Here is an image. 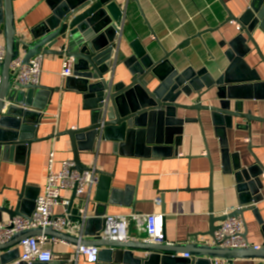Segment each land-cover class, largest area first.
Wrapping results in <instances>:
<instances>
[{
    "label": "water",
    "instance_id": "95a60500",
    "mask_svg": "<svg viewBox=\"0 0 264 264\" xmlns=\"http://www.w3.org/2000/svg\"><path fill=\"white\" fill-rule=\"evenodd\" d=\"M137 1V0H135ZM13 0H0V35L4 36L6 54L1 64L0 84V158L4 159L17 149H26V170L32 145L38 142L67 136L73 152L75 169L79 172L93 171L98 176L95 200L103 206L113 203L111 195L117 190L112 187L114 173H106L83 164L80 154L83 151L92 153L97 140L103 139L113 143L115 155L136 154L142 158H160L177 154V147L183 140L184 125L195 121L202 129L201 112H211V118L217 127V137L223 149V158L227 159L228 144L226 127L231 128L230 119L244 117L257 119L252 115L240 113L238 108L230 109L231 100L240 105L242 99L250 96L249 89L263 83L261 74L245 60L247 54L256 51L264 64V54L255 38L257 33L264 35V0H254L245 12L236 16L219 0L227 13L221 27L234 23L241 31L230 43L225 56L229 60L228 67L214 77L205 69L196 71L188 67L179 71L171 63L170 57L175 51H181L193 38H201L203 32L197 33L168 52L164 48L163 57L155 59L145 49L141 40L130 44L128 55L119 50V31L123 26V8L119 0H45L51 9V15L33 27L29 34L19 35L13 12ZM144 17V15H143ZM145 22L146 19L144 18ZM150 33L158 40L153 30ZM208 29L209 32L217 31ZM238 51L237 48L241 47ZM72 58L73 73L65 78L62 87L42 85H20L14 81L11 64L22 56L25 63L36 55ZM123 64L127 69L129 82H114L115 70ZM213 88L217 90L219 106L202 104V98ZM70 91L82 96L83 109L90 112V124L87 127L69 128L65 131H53L47 137H39V129L44 119L46 105L54 93ZM184 94L187 97L196 94L197 102L192 105L177 103V98ZM189 109L198 112L196 119L178 118L177 110ZM225 119L223 124L220 120ZM223 121V120H222ZM206 146V157L211 160L204 129L202 130ZM259 171L253 168H237V189L245 196L241 198L237 209L223 216H216L212 207L209 215V229L201 237H214L220 228L219 222L229 218H244V213L254 212L257 216L256 204L263 200L260 189L263 187L260 176L264 167L255 157ZM256 167V165L254 166ZM26 179L19 193L17 205L8 209L0 205V223L3 214L11 219L16 216H29L32 210L23 209L26 202ZM211 190V189H210ZM37 197H35L36 199ZM75 191L69 199L67 213L73 222H82L86 231L85 237H77L62 231L47 228H33L14 234L7 242L0 243V252L14 250L19 253L18 245L30 237L46 236L74 246H95L100 248L96 264H213L212 260H228L233 264L237 259L264 260V246L255 248H222L204 243H168L165 233V217L163 221L164 240L161 244L149 243L145 240L112 241L102 239L100 233L104 226L103 214L95 217L83 212L87 218L83 221V213L74 217L78 210L75 206ZM34 207V208H33ZM85 209V204H84ZM92 230V231H90ZM246 231L244 233L246 237ZM197 236V240H198ZM179 253L188 254L183 262H177ZM2 264V263H1ZM26 264V263H24ZM35 264V263H33ZM42 264V263H40Z\"/></svg>",
    "mask_w": 264,
    "mask_h": 264
},
{
    "label": "crops",
    "instance_id": "0c3cea01",
    "mask_svg": "<svg viewBox=\"0 0 264 264\" xmlns=\"http://www.w3.org/2000/svg\"><path fill=\"white\" fill-rule=\"evenodd\" d=\"M13 12L19 35L29 34L31 29L51 15V9L45 0H13ZM123 8L124 23L119 35V50L126 54L131 53L130 44L136 39L141 40L145 49L155 59H161L166 51H174L180 42L203 32L201 38H193L183 50L175 51L170 61L179 71L192 67L196 71L206 70L214 77L229 65L225 52L230 42L239 33V27L228 23L221 27L227 18V13L219 0H119ZM254 0H224L228 8L236 15H242ZM144 15V17H143ZM150 28L157 37L154 40ZM217 31L209 32L208 29ZM260 49L264 54V35H255ZM5 45L4 36L0 35V46ZM245 60L261 74L263 83L254 89H249L250 96L242 99L241 104L231 100L230 109L238 108L240 113L252 115L257 119L233 117L230 119L231 128L226 127V140L228 144L227 159L223 158V149L217 137V127L214 125L211 112L202 111L201 120L211 160L206 157V146L202 127L198 122L191 121L184 125L183 140L178 146L177 154L158 158H142L136 154L115 155L111 141L97 140L94 151H83L80 159L83 164L97 168L106 173H114L112 187L117 189L113 195V203L103 206L95 200L97 185L90 192L87 205L75 199V206L80 216L87 209L90 217L97 213L105 215L132 214L146 215L152 213L163 214L165 233L168 243H204L207 237L201 234L209 229L210 208L216 216H223L237 209L241 196L237 189V168H253L258 172L259 167L255 157L264 167V64L261 63L253 46ZM242 48H237L240 51ZM64 58L46 56L43 61V72L40 83L48 87H62L64 79L61 76ZM127 69L123 64L115 70L114 82H129ZM177 103L192 105L197 102L196 94L187 97L181 94ZM217 90L213 88L203 96L202 104L219 106ZM178 118L196 119L198 112L189 109L177 110ZM47 119L41 123L38 136L47 137L53 131L62 132L69 128L87 127L90 124V112L83 109L82 96L70 92L60 91L54 93L44 112ZM223 120V121H222ZM220 120L223 127L226 120ZM69 138L62 136L51 140L38 142L32 145L26 170V149H17L0 158V205L14 208L19 201V193L23 189L26 179L28 186L25 191L26 202L24 211L32 210L35 197L43 193L48 171V159L51 151L55 152L54 169L59 171L64 159H73L74 155ZM256 165V167H254ZM261 168V167H260ZM263 187L260 194L263 200L257 203L258 216L248 211L244 213V233L249 244L264 246V173L260 176ZM211 189V190H210ZM66 198L72 197V192L63 194ZM160 199V203L156 202ZM34 208V207H33ZM30 210V211H31ZM64 208L58 206L55 213L63 214ZM7 214H3V222L9 221ZM72 221V220H71ZM223 222H219L221 225ZM82 236L85 237V230ZM92 231V230H90ZM197 236L198 240H197ZM144 221L134 219L129 226L131 240H145ZM53 253L51 263L42 264H93L79 257L76 263H70L72 254L77 246L63 241L47 245ZM14 250L0 252V263L11 264L18 259ZM185 254L179 253L177 262L185 260ZM40 264V262H35ZM214 264V263H213ZM233 264H264L260 259H237Z\"/></svg>",
    "mask_w": 264,
    "mask_h": 264
},
{
    "label": "built area",
    "instance_id": "2783aa9c",
    "mask_svg": "<svg viewBox=\"0 0 264 264\" xmlns=\"http://www.w3.org/2000/svg\"><path fill=\"white\" fill-rule=\"evenodd\" d=\"M5 54V45L0 46V84L2 81L1 64ZM44 59V55H36L28 63H25L22 56L16 57L11 64V70L14 71V81L23 86L40 84ZM74 63L72 58L65 57L63 60L61 76L64 80L74 74ZM54 157L55 152L51 151L48 159L45 188L43 193L35 199L33 213L29 216H16L7 222L0 223V243L7 242L16 233L33 228L52 227V229L82 237L81 234L84 232L83 223L73 222L69 219L66 209L69 204V198H66L63 194L67 191H75L76 198L87 205L90 192L98 183V176L93 171L79 172L75 169V163L71 158L64 159L61 162L60 170L56 171L54 169ZM156 202L160 203V199H156ZM58 206L64 208L63 214L55 213V209ZM86 218L87 215L83 212L82 220L84 221ZM103 219L104 226L100 233L102 239L112 241L127 240L131 221L139 219L144 221L145 241L156 244L163 243V214L152 213L141 216L114 214L105 215ZM243 226L244 220L242 218H229L220 225L213 238L207 237L205 239L204 244L216 245L222 248L248 247L251 244L244 236ZM56 241V239L46 236L30 237L22 240L20 243L21 253L18 259L11 264L51 263L53 261V253L48 249L47 245ZM254 247L259 248V246ZM100 250V248L95 246L79 245L75 253L72 254L70 263H76L79 257H83L86 262L96 264ZM184 257L189 258V255L185 254ZM212 262L214 264H232L228 260L222 259H214Z\"/></svg>",
    "mask_w": 264,
    "mask_h": 264
}]
</instances>
